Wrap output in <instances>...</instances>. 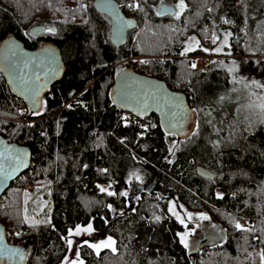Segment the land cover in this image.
<instances>
[{
	"label": "trees",
	"instance_id": "16d2710c",
	"mask_svg": "<svg viewBox=\"0 0 264 264\" xmlns=\"http://www.w3.org/2000/svg\"><path fill=\"white\" fill-rule=\"evenodd\" d=\"M115 1L122 11L136 3V26L118 48L92 0H0V42L49 24L63 60L39 112L19 110L22 102L0 72V135L31 154L29 167L0 196L7 241L25 248L22 264H60L68 230L91 224L112 244L97 251L81 242L77 264H264V124L227 108L231 79L221 60L197 69L186 56L208 55V44L219 49L212 55H264V46H255L264 45V0H183L178 17L179 0ZM161 4L173 12L158 15ZM188 36L199 47L185 52ZM211 36L215 43L207 42ZM223 40L228 45L220 50ZM152 54L169 57L149 63L151 72L129 59ZM125 66L183 91L195 111L193 128L176 136L153 113V126L146 117H120L109 87ZM197 165L211 175H200ZM131 174L141 183L133 201L122 195ZM172 198L207 214L222 229L221 240L185 247L183 224L169 210Z\"/></svg>",
	"mask_w": 264,
	"mask_h": 264
},
{
	"label": "water",
	"instance_id": "95a60500",
	"mask_svg": "<svg viewBox=\"0 0 264 264\" xmlns=\"http://www.w3.org/2000/svg\"><path fill=\"white\" fill-rule=\"evenodd\" d=\"M91 5L96 13L108 19L109 43L124 44L127 32L135 28L136 20L127 16L115 0H92ZM172 12L173 7L167 4H161L156 10L158 15ZM43 30L42 25H36L30 33L37 35ZM43 50H25L13 36L0 42V72L9 90L26 103L35 104L37 89L58 79L63 71L57 48L49 49L53 56L49 64L46 57L40 56ZM39 75L43 78L40 82ZM109 99L117 109H125L138 118L155 114L161 129L176 136L187 134L195 123V111L183 91L172 89L163 79L136 71L131 66L122 67L114 74ZM30 156L27 145L0 135V196L11 180L29 167ZM196 170L202 176L211 175V171L203 166L197 165ZM24 256L25 248L7 241L5 226L0 222V264H22Z\"/></svg>",
	"mask_w": 264,
	"mask_h": 264
},
{
	"label": "rangeland",
	"instance_id": "374dc122",
	"mask_svg": "<svg viewBox=\"0 0 264 264\" xmlns=\"http://www.w3.org/2000/svg\"><path fill=\"white\" fill-rule=\"evenodd\" d=\"M135 4V2H131L126 3L124 6V9L131 17L133 13L132 10ZM130 5L132 6L130 7ZM175 12H179L180 14L181 9L177 8L176 10H174V13ZM257 29L261 31L263 30V27ZM213 37L211 36L210 38H208L207 42L212 41ZM223 42L224 40L221 41V43L216 44L220 45V50H222V45H226L225 47H227L228 45V41L224 42L225 44H223ZM207 46L209 48L207 54L210 55L208 62L213 59L221 60L219 62V65L226 69L227 73H229L230 75V87L226 91L228 93V96L230 97L231 104L227 106V108L231 111V113L238 115V117L246 120L247 122L258 121L264 124V107L261 106L264 105V55H212L210 53L211 51H219V49L217 47L213 48L209 44ZM255 46L256 48H260L264 45ZM197 47H199V42L194 36L186 37L183 42V50L185 52L192 51ZM164 55L166 54H152L149 56ZM191 55L205 54L196 53ZM149 56L147 58H149ZM149 63L152 64L150 59H146L143 62H133L135 69L151 72V69L148 68ZM169 83L173 84V82ZM140 185L141 183L138 176L136 174H131V176L128 178L127 188L125 191L130 201H133L136 197L137 190ZM24 187L27 188L28 186L25 185ZM169 210L179 222L183 220V228L179 232L180 239L182 235L191 233V235H188L187 237L188 249L194 250L196 248L202 247L203 245L216 243L221 240V228L207 214L203 212L188 211L184 209L174 198H172L169 202ZM189 214L191 218H189ZM205 216L207 217V219L202 218ZM88 225L89 224H78L70 228L69 230H72L73 232V235L71 236L69 235L68 230L67 243L68 240H71L72 244H68L67 251L60 260V264H69V262L73 260L78 261V245L81 242L87 241V244L93 245L102 244V242L108 241L109 238L111 239V237L106 234L103 229L95 230L92 228L91 232L82 231L79 235L75 234L77 226L86 228ZM262 254H264V247L260 248L259 251L260 259L264 261V259H262Z\"/></svg>",
	"mask_w": 264,
	"mask_h": 264
},
{
	"label": "flooded vegetation",
	"instance_id": "af4514ba",
	"mask_svg": "<svg viewBox=\"0 0 264 264\" xmlns=\"http://www.w3.org/2000/svg\"><path fill=\"white\" fill-rule=\"evenodd\" d=\"M36 25H42L44 27V30L42 32H40L37 35H32L30 33V29L33 26ZM53 26L49 25V24H35V25H31L29 26L26 30L21 29L20 30V38H16L17 40H19V42L22 45V48L28 51H32V50H36V49H45L43 50L42 54L40 55L41 57H46V62L47 64L50 63L49 59H53L52 55H50V48L51 47H55V45L53 44ZM127 38V37H126ZM123 45V44H122ZM122 45L119 46H115L112 45L114 48H118ZM58 50V49H57ZM59 52V51H58ZM46 54V55H45ZM60 54V53H59ZM61 57V61H62V65H63V60H62V56ZM37 79L39 80V82L43 79L42 76H37ZM57 80V79H56ZM52 81L49 85L45 84V85H41L39 89H37L35 95H36V100H35V104H33L32 102L30 103H26L23 99H21L19 97V101L22 102L21 106H19V110L20 111H35L38 110L37 112H39V110H41L42 105L44 103V98L45 95H49L50 94V87L53 85V83L56 81ZM222 230V229H221ZM222 233V231H221Z\"/></svg>",
	"mask_w": 264,
	"mask_h": 264
},
{
	"label": "built area",
	"instance_id": "2783aa9c",
	"mask_svg": "<svg viewBox=\"0 0 264 264\" xmlns=\"http://www.w3.org/2000/svg\"><path fill=\"white\" fill-rule=\"evenodd\" d=\"M123 12L127 16H130V15H128V13L126 12L125 9L123 10ZM148 56H146V55H134V56L129 57V59L132 60L133 62H136V61L143 62L146 59H150V61L153 64L157 65L160 62L161 58L169 57L168 55H164V56H149V58H147ZM187 57L190 59L191 65L192 66L195 65L194 68L204 69L208 64V60H209L210 55H188ZM117 112H118L120 117L124 118L127 121L130 120L131 117H135L133 114H131L129 111H127L125 109H118ZM146 118H147V124L149 126H153L155 122L151 118V116H147Z\"/></svg>",
	"mask_w": 264,
	"mask_h": 264
},
{
	"label": "snow or ice",
	"instance_id": "6c2138e0",
	"mask_svg": "<svg viewBox=\"0 0 264 264\" xmlns=\"http://www.w3.org/2000/svg\"><path fill=\"white\" fill-rule=\"evenodd\" d=\"M131 6H132V5H130V7H131ZM137 7H138V5H137ZM176 7L179 8V9H183V8L185 7L183 0H179V3L176 5ZM174 14L177 15V17L179 16V12H175ZM225 22L227 23V21H225ZM215 41H216V37L214 36V37H213V43H215ZM205 51H207V50H205ZM194 66H195V65H193V67H194ZM261 106L264 107V105H261ZM102 191H103V189H102ZM109 194H112V193H109ZM122 195H127V193H122ZM178 218H179V217H178ZM189 218H191V217H190V214H189ZM202 218H203V219H207L206 216H205V217H202ZM181 223H183V220H181ZM236 227H237V228H240L241 225L237 224ZM82 231H83V232H91V231H92V225L89 224L86 228H81L80 226H77V228H76V230H75V234H76V235H79L80 232H82ZM69 235H70V236L73 235L72 230H69ZM188 235H191V233H186L185 235H182V236H181V242L184 244L185 247H188V239H187ZM85 243H87V241H85ZM68 244L71 245V244H72V241H71V240H68ZM89 246H90V247H93L94 249H96L97 251H99V249H100L102 246H103V247H110V246H111V239L109 238L108 241L102 242V244H93V245H89ZM113 250H114V249H113ZM77 255H78V254H77ZM262 259H264V254H262ZM69 264H77V262H76L75 260H73V261H70Z\"/></svg>",
	"mask_w": 264,
	"mask_h": 264
}]
</instances>
